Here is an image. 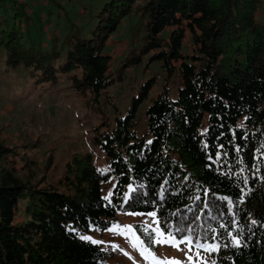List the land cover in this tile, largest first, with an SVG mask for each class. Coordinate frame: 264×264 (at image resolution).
Returning a JSON list of instances; mask_svg holds the SVG:
<instances>
[{"label": "trees", "instance_id": "16d2710c", "mask_svg": "<svg viewBox=\"0 0 264 264\" xmlns=\"http://www.w3.org/2000/svg\"><path fill=\"white\" fill-rule=\"evenodd\" d=\"M129 15L139 44L114 64L106 40ZM90 17L86 31L74 27L59 42L51 35L50 45H34L24 43L28 3L0 0L2 63L25 69L39 86L64 78L100 115L92 140L109 163L108 172L89 159L77 172L69 166L73 177L62 182L74 187L70 195L39 185L30 179L33 162L21 158L26 141L0 123V264H104L105 252L79 234L105 228L118 210L155 213L159 231L179 239L214 241L212 264H264V0H102ZM146 54L163 78L138 133L137 104L153 76L112 123L100 96L108 102L106 88ZM178 158L193 167L178 170ZM21 200L23 215L13 222ZM136 227L151 245L156 233Z\"/></svg>", "mask_w": 264, "mask_h": 264}, {"label": "rangeland", "instance_id": "374dc122", "mask_svg": "<svg viewBox=\"0 0 264 264\" xmlns=\"http://www.w3.org/2000/svg\"><path fill=\"white\" fill-rule=\"evenodd\" d=\"M25 1L32 10L33 19L27 29V40L24 43L31 42L36 45L40 42L41 45L48 46L52 42L51 35L57 36L59 42L61 37L74 27H79L83 31L89 29L93 23V18L90 16L102 0H57L60 4L58 7H55V4L44 5L41 0ZM58 10L59 14L56 15ZM40 14H42L41 20L38 19ZM45 18H49V28H46L49 24L46 27L44 25ZM135 23L136 19L133 15L125 16L108 36L104 52L109 54L114 64L138 46L139 42L134 33ZM2 60L3 54L0 52V123L6 124L4 128L11 138L23 137L26 141L28 150L21 154V158L33 162L34 171L33 176L30 174V179L39 180V185L45 183L56 185L70 195L74 193V187L70 184L66 187L62 182L63 177L65 175L73 177L72 171L77 172L74 168H78L83 160L89 159L96 169L108 172V160L92 140L100 115L82 104L78 96L67 87L64 78H58L54 83L35 85L27 76L25 69L6 67ZM152 76L154 77L152 90L139 101L135 113L136 129L138 133L143 130L144 110L150 103L153 93L161 88L163 78L158 63L148 62V54L142 57L140 63L127 68L121 81H114L106 88L108 102L100 96V101L104 102L100 104L101 109L111 123L115 116L121 117L124 114L131 98L138 95L141 85ZM204 128L203 120L201 130ZM22 159L17 163L20 164ZM175 164L178 165V170L183 169L184 173L193 167L186 166V161L179 158ZM69 166L72 171H68ZM109 188L110 184L103 189V194H106ZM129 188L130 186H126L121 202L126 199ZM223 195L217 194L215 197H223ZM19 205L20 208L15 212L13 222H17L23 215L25 202L21 200ZM136 224L153 230L155 236L161 234L155 216H149L147 212L118 210L115 219L105 228L90 229L86 233L79 234V237L88 235L95 240L103 241L96 245L105 252L104 264H157V259L163 258H168L172 264H176L177 261L180 264L213 263L212 253L215 250L208 251L206 248L198 247L196 240H190L191 243L187 241L180 243L178 247L168 244L150 243L149 245L138 231ZM113 225L119 227L111 232L108 231L107 229L112 228ZM125 225H131L132 228L125 229L123 227ZM134 243L136 247H132ZM199 243L217 246L214 241ZM146 245L156 254V258L148 253H145L147 258L141 256V251Z\"/></svg>", "mask_w": 264, "mask_h": 264}, {"label": "snow or ice", "instance_id": "6c2138e0", "mask_svg": "<svg viewBox=\"0 0 264 264\" xmlns=\"http://www.w3.org/2000/svg\"><path fill=\"white\" fill-rule=\"evenodd\" d=\"M104 199L107 200L108 197L105 196ZM148 215L154 216L155 213H148ZM253 223H255V221H253ZM117 227H119V226L113 225L112 228L107 229V230L111 232L114 229H116ZM123 227L125 229H131L132 228L131 225H125ZM221 227H224V225H221ZM145 231H147V229H145ZM229 235H231V233H229ZM126 238H127V236H126ZM80 239L84 240V241H91L94 244L103 243V241L95 240L91 236H88V235H82V236H80ZM186 241L191 243V241L189 240V237L185 236V237H183V239L177 240L175 237H172L171 233H167L166 236H165V234L161 233L159 236H152L151 237V243L152 244H168V245L173 246V247H178V245L180 243H185ZM233 241L237 245L239 244V240L236 237H233ZM196 243H197L198 247L206 248V250H208V251L216 250V247H217L215 245H203V244H200L199 241H197ZM116 247H118V246H116ZM132 247H136V244L135 243L132 244ZM181 251H183V250L181 249ZM145 253H148V254L152 255L153 258H156V254L154 252H152L150 250V247L147 245L144 247L143 251H141V256H145ZM125 254H127V253H125ZM185 255H187V253H185ZM145 258H147V257L145 256ZM157 264H172V261L169 260L168 258L157 259ZM176 264H180V262L177 261Z\"/></svg>", "mask_w": 264, "mask_h": 264}]
</instances>
